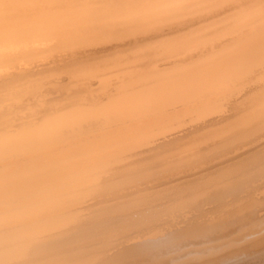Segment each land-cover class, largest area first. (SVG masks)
<instances>
[{
	"label": "bare ground",
	"instance_id": "1",
	"mask_svg": "<svg viewBox=\"0 0 264 264\" xmlns=\"http://www.w3.org/2000/svg\"><path fill=\"white\" fill-rule=\"evenodd\" d=\"M229 196L264 201V0H0V264H229L264 236L187 248Z\"/></svg>",
	"mask_w": 264,
	"mask_h": 264
},
{
	"label": "rangeland",
	"instance_id": "2",
	"mask_svg": "<svg viewBox=\"0 0 264 264\" xmlns=\"http://www.w3.org/2000/svg\"><path fill=\"white\" fill-rule=\"evenodd\" d=\"M254 191V190H253ZM254 193V192H253ZM244 194L245 193H242V194H240V196H242V198L244 197ZM233 196H229V197H227L226 199H224L223 200V205H222V201H221V203L219 202V204L220 205H218V203H215V202H210V204H207V206H204V207H206V208H202L201 210L199 209V210H197V211H194V212H192V214H190V216H193V215H195V219H197V223L198 222H200L201 223V225H209L213 220H215V219H217V218H222V216H223V218L224 217H230V216H232V218L231 219H229V220H233V221H235V220H239L240 219V217L242 218V219H244L245 220V223L247 224L246 226H245V224H244V226L242 225V227L244 228H242L241 229V227H240V229L238 228V229H235L236 231H234L233 229L231 230H228L227 231V233L225 232V233H223V235H220V236H222V237H220L219 236V238H218V236L217 237H211V240H210V238H207L206 239V242L209 244L210 243V245H208L207 243H203V241L205 240H203L202 242H198L197 244H196V247H195V245H193V246H188L187 248L188 249H198V250H201V248L203 247V248H210V249H213V250H210V252H212V251H214L215 249H217L218 251H221V249L223 250V245L222 244H220L222 241H221V239L222 240H224L223 241V244H225L224 245V250L223 251H225V249L226 250H230V249H233L234 247L233 246H235V244H236V246H235V248H238V245H239V248L240 247H243V245L244 246H247V245H245V243H246V240H247V242L249 241V239L250 240H254L255 238L257 239V238H259V237H261V236H264L263 234H264V225H260L261 223L263 224L264 223V220H262L261 221V218L262 219H264V217H262L263 216V214H264V212H262V211H264V201L262 202V201H252V202H250V205L251 206H245L244 208H241L240 210H239V208H240V205H242V204H244L245 202L242 200V198L241 199H239V201H238V199H236L235 200V196H234V198H233V200H231V198H232ZM227 200L229 201L230 200V202L231 203H227ZM241 200V201H240ZM226 201V202H225ZM234 201V202H233ZM238 202V203H236V202ZM224 202H225V204L226 205H224ZM256 202H257V204H256ZM241 203V204H240ZM228 204V205H227ZM255 204L257 205V206H255ZM262 204V205H261ZM235 205V206H234ZM259 205V206H258ZM261 205V206H260ZM212 206H214L215 208H212ZM220 206V207H219ZM225 206H227V207H225ZM208 207H211L210 209L208 208ZM225 207V208H224ZM231 207V208H230ZM254 207V208H253ZM261 208V209H258V208ZM235 209L234 210V212H233V209ZM204 209V210H203ZM216 211H215V210ZM219 209V210H218ZM231 209V210H230ZM243 209V210H242ZM205 210H209L208 211V213L209 214H207V211L205 212ZM217 210H218V212H217ZM225 210H228V211H225ZM230 210V211H229ZM252 210H254V211H252ZM204 212V214L202 215V213L201 212ZM213 211V212H212ZM215 211V212H214ZM223 211H224V213H223ZM246 211V212H245ZM250 211H252V213L250 212ZM261 211V212H260ZM196 212H198V214L196 213ZM226 212V213H225ZM231 212V213H230ZM232 212H233V214H232ZM236 212H238V213H236ZM255 212V213H254ZM258 212V213H257ZM194 213V214H193ZM211 213H213V214H211ZM216 213V214H215ZM221 213V214H220ZM236 213V214H235ZM218 214V216H216ZM227 214V215H226ZM232 214V215H231ZM243 214V215H242ZM246 216H245V215ZM249 214V215H248ZM255 215V216H251V215ZM199 215H202V216H200V217H198L197 218V216H199ZM215 215V216H214ZM239 215H242V216H239ZM258 215V216H257ZM221 216V217H220ZM234 216V217H233ZM237 216V217H236ZM239 216V217H238ZM249 216H251V217H249ZM206 217V218H205ZM217 217V218H216ZM249 217V218H248ZM257 217V218H256ZM209 218H211V219H209ZM212 218H214V219H212ZM246 218L248 219L247 221H246ZM253 218V219H252ZM255 218H256V220H255ZM198 219H200V220H198ZM205 220V221H204ZM206 220H208V221H206ZM252 220H253V222H252ZM254 220H255V222H254ZM206 222V223H204V224H202V222ZM210 221V222H209ZM209 222V223H208ZM200 223H198V224H200ZM248 224H250L249 226H251V227H249L248 226ZM257 224V225H256ZM253 225V226H252ZM255 226V227H254ZM256 226H257V228H256ZM259 227H260V229H259ZM261 227H263L262 229H261ZM247 228V229H246ZM247 231H246V230ZM254 229H256V230H254ZM249 230V231H248ZM251 230H252V232H251ZM258 230V231H257ZM259 231L262 233V235H261V233H259ZM229 232H230V234L231 233H234V234H229ZM241 232V233H240ZM244 232V233H243ZM239 233V234H238ZM246 233H247V235H246ZM250 233V234H249ZM255 233V234H254ZM257 233H258V235H257ZM244 234V235H243ZM251 234H253V236L251 235ZM225 235V236H224ZM229 237L230 236V239H232V241H234V242H232L227 236ZM248 236V237H246V236ZM260 235V236H259ZM224 236V237H223ZM236 236H237V238H236ZM243 236V237H242ZM251 236V237H250ZM256 236H259V237H256ZM232 237V238H231ZM246 239H245V238ZM255 237V238H254ZM214 238V239H213ZM224 238V239H223ZM227 238V239H226ZM251 238H253V239H251ZM241 239V240H240ZM243 239V240H242ZM208 240V241H207ZM209 240H210V242H209ZM214 240V241H213ZM217 242H216V241ZM219 240V241H218ZM229 240V241H228ZM239 240V241H238ZM244 240H245V242H244ZM228 241V242H227ZM236 241H238V242H236ZM213 242V244H211ZM220 242V243H219ZM200 243H201V245H200ZM216 243H218V244H216ZM232 243V244H231ZM228 244H230L231 246L229 247V245ZM234 244V245H233ZM242 244V245H241ZM200 245V246H199ZM205 245V246H204ZM213 245H214V247H213ZM217 246V248H216V246ZM198 246V247H197ZM202 246V247H201ZM218 246L219 247H221V248H219L218 249ZM227 246H228V248H227ZM191 247V248H190ZM200 247V248H199ZM212 247V248H211ZM258 249H257V248ZM215 248V249H214ZM253 248V249H252ZM250 250H249V248L248 249H245V250H248L247 251V253L248 254H246L245 255V257H239L238 258V260L237 259H235L234 260V258H232L233 256H231V258L229 259L230 260V263L229 264H235V263H238L239 261H242L243 259L244 260H246L245 262H241V264H244V263H247V264H264L263 262H264V243H263V247H262V245L260 244L259 246H253ZM257 250H256V249ZM262 248V249H261ZM256 250V252H254L253 254H252V252H253V250ZM260 249V250H259ZM209 250V249H208ZM216 250V251H217ZM244 250V251H245ZM252 250V251H251ZM259 251V252H258ZM246 252V251H245ZM251 252V253H250ZM251 255H250V254ZM193 254H196V255H202V254H204V253H197V252H194ZM258 254L260 255V256H258ZM261 254H263L262 256L263 257H261ZM204 256H207V254L206 255H204ZM256 256V257H255ZM230 257V256H229ZM258 257V258H257ZM228 258V257H227ZM254 260H253V259ZM260 258V259H259ZM261 258H263V259H261ZM232 259L234 260V261H232ZM252 259V260H251ZM251 261V263H250V261ZM261 260V261H260ZM247 261H249V263L247 262ZM258 261H260V262H258ZM262 262V263H261ZM240 264V263H239Z\"/></svg>",
	"mask_w": 264,
	"mask_h": 264
}]
</instances>
